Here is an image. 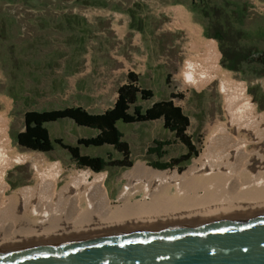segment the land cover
I'll use <instances>...</instances> for the list:
<instances>
[{
    "label": "rangeland",
    "instance_id": "1",
    "mask_svg": "<svg viewBox=\"0 0 264 264\" xmlns=\"http://www.w3.org/2000/svg\"><path fill=\"white\" fill-rule=\"evenodd\" d=\"M32 9L100 10L99 15L117 22L118 27L113 28V24L109 22H97L94 27L90 26L85 30L41 28L26 23L32 14L28 10ZM182 13H186L191 24L199 27L204 39L215 43L219 66L236 81L244 84L249 104L259 117H263L264 0H0V96L6 98L4 102L0 100V110L7 109L6 133L13 146L43 162H58L62 169L61 178L73 168L95 172L89 167H79L69 151L58 143H55L53 150L43 152L24 148L16 141L17 133L24 129V113L27 110L63 108L75 103H85L92 106L91 110L103 112L116 100L115 91L125 74L117 77L116 82L111 85L110 93L105 97L78 96L72 90L70 81L64 83L67 89L61 88V73L58 70L62 66L56 64V61L57 53L64 50L39 46L57 44L65 40V37L71 41L87 39L94 42L96 52H102L107 43L113 47L122 44L117 52L126 54L128 64H121V68H142L144 61L139 58H147L154 64L159 60L158 65H153L152 68L147 63L141 78V85L152 89L153 97L139 99L137 103L145 110L154 102L172 98V93L178 94L172 99L189 116L190 124L186 132L192 137L200 155L211 127L219 114H222V99L218 80L201 88L185 86L183 83L180 70L187 57L185 42L188 30L186 20L181 17ZM98 18L99 16L96 17ZM222 27L231 29L226 38L220 40L208 35L218 30L221 32ZM222 46L229 49L230 54H236L234 57L228 56L226 65L222 63ZM39 61L43 64L37 65ZM233 65L237 69L231 68ZM133 108L131 106V112ZM45 125L53 140L62 138L65 143L72 145L77 144L81 137L97 133L96 129L78 125L70 118L47 122ZM117 126L130 144L133 163L129 167L108 166L100 171L106 173L104 186L107 197L113 204L118 203L116 197L125 181L122 174L135 165L146 164L154 169L179 174L199 156H193L173 167H153L150 161L164 162L178 157L187 152L186 145L164 127L162 118L133 123L119 120ZM155 139L171 142L164 146L166 154L162 158L147 153L148 146ZM108 152L114 158L122 156L108 145L81 146V153L90 156L106 157ZM33 173L31 160L15 164L5 175L10 186L5 195L24 187L31 189L34 186Z\"/></svg>",
    "mask_w": 264,
    "mask_h": 264
},
{
    "label": "bare ground",
    "instance_id": "2",
    "mask_svg": "<svg viewBox=\"0 0 264 264\" xmlns=\"http://www.w3.org/2000/svg\"><path fill=\"white\" fill-rule=\"evenodd\" d=\"M181 17L188 30L183 83L201 88L218 80L222 99V114L198 158L179 174L135 165L122 174L113 204L106 173L73 168L61 178L58 162L18 151L6 133L7 109L0 110V251L264 213V116L249 104L244 84L219 66L215 43L201 36L186 13ZM26 160L33 165L34 186L5 195V175Z\"/></svg>",
    "mask_w": 264,
    "mask_h": 264
},
{
    "label": "water",
    "instance_id": "3",
    "mask_svg": "<svg viewBox=\"0 0 264 264\" xmlns=\"http://www.w3.org/2000/svg\"><path fill=\"white\" fill-rule=\"evenodd\" d=\"M0 264H264V213L1 250Z\"/></svg>",
    "mask_w": 264,
    "mask_h": 264
},
{
    "label": "trees",
    "instance_id": "4",
    "mask_svg": "<svg viewBox=\"0 0 264 264\" xmlns=\"http://www.w3.org/2000/svg\"><path fill=\"white\" fill-rule=\"evenodd\" d=\"M229 32H231V29L227 27L221 29V32L218 30L208 35L215 36L221 40L223 37L226 38ZM221 49L223 52V64H225L228 56L234 57L236 55L230 54V50L223 46ZM231 68L237 69L236 65L231 66ZM153 95L152 89L143 87L140 84L139 75L130 71L127 74V82L120 85L117 90L115 102L104 112L91 113L80 105L44 110H27L24 113V129L17 133L16 141L18 145L24 148L43 152L53 150L55 143H58L69 151L71 157L79 167H89L95 172H100L108 166L129 167L133 163L130 158V144L124 139L123 131L117 126L119 120L133 123L162 118L164 127L173 132L186 145L187 152L164 162L160 160L150 161V165L164 169L188 161L193 156H198L200 151L197 149L192 137L186 132L190 124V118L184 113L182 107L176 105L172 99L178 94L172 93V98L154 102L152 106L145 110L141 104L137 103L139 99L147 100L153 97ZM131 106L134 107L132 112L130 111ZM63 118H70L78 125L94 128L98 133L95 136L79 138L75 145L65 143L62 138L53 140L45 124ZM170 143V140L155 139L153 144L148 146L147 153L156 154L159 158H162L166 154L164 146ZM82 145H111L122 156L114 158L111 152H108L106 157L82 154Z\"/></svg>",
    "mask_w": 264,
    "mask_h": 264
},
{
    "label": "crops",
    "instance_id": "5",
    "mask_svg": "<svg viewBox=\"0 0 264 264\" xmlns=\"http://www.w3.org/2000/svg\"><path fill=\"white\" fill-rule=\"evenodd\" d=\"M28 12L32 14L29 15L26 23L41 28L55 27L60 30L66 29L70 31L76 29L78 30V28H80L85 30L90 26L94 27L97 22H101L103 24L109 22L113 24V28L118 27L117 22L107 20V18L102 14L99 15L98 12H100V10L32 9L28 10ZM97 16H99L98 19H96ZM64 39L65 40H61L57 44H50L51 46L41 45L39 47L45 49L54 48L64 50L57 53L56 61V64L62 66V68L58 70V72L61 73L59 78V81L62 83L61 88L67 89L64 83L66 81H70L74 93H77V95L81 97H105L110 93L111 85L116 82L117 77L125 74L124 80L119 83L115 91V95H117V90L120 85L127 82V74L130 71H133L139 75L141 84V78L145 72L146 64L149 63L152 68L153 65L157 66L159 63V60L154 64L147 58H139L140 60L144 61L142 68H121V64H128V58L126 54L121 51L117 52L118 49H121L122 44L117 47H113L107 43V45L104 46V50H102V52H96L94 51V49H96L95 43L87 41V39H81L79 41H71L65 37ZM69 50L73 51L71 52ZM42 64L43 63L41 61L37 62V65ZM77 105L83 106L91 113H102L91 110L92 106L90 104L86 105L85 103H75V106Z\"/></svg>",
    "mask_w": 264,
    "mask_h": 264
}]
</instances>
